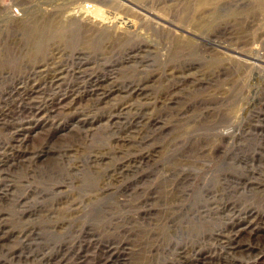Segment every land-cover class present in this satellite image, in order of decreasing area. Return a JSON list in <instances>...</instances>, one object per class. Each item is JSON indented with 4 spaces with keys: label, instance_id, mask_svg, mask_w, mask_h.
Here are the masks:
<instances>
[{
    "label": "rangeland",
    "instance_id": "1",
    "mask_svg": "<svg viewBox=\"0 0 264 264\" xmlns=\"http://www.w3.org/2000/svg\"><path fill=\"white\" fill-rule=\"evenodd\" d=\"M0 6V264H264V0Z\"/></svg>",
    "mask_w": 264,
    "mask_h": 264
},
{
    "label": "bare ground",
    "instance_id": "2",
    "mask_svg": "<svg viewBox=\"0 0 264 264\" xmlns=\"http://www.w3.org/2000/svg\"><path fill=\"white\" fill-rule=\"evenodd\" d=\"M99 1H101V0H99ZM103 3V2H102ZM120 3V2H119ZM86 5V4H85ZM1 7V6H0ZM85 7H87V6H85ZM94 8H95V10H92L93 11V13H94V15H95V17L97 18V20H98V18H100L101 20H104V19H106L105 17H104V12H103V10H102V8L101 7H97V6H93ZM90 8V7H89ZM88 9V8H87ZM139 9V8H138ZM90 11V10H89ZM92 11H90V12H92ZM3 12V11H2ZM87 12V11H86ZM4 13V12H3ZM89 14V13H88ZM9 16V15H8ZM95 19V18H94ZM109 20V19H108ZM36 24V23H35ZM43 24V23H42ZM55 24V23H54ZM38 25V24H37ZM46 26V25H45ZM42 27H43V25H42ZM54 27V26H53ZM51 29V28H50ZM49 29V30H50ZM43 30V29H42ZM45 30H46V28H45ZM48 30V31H49ZM63 33V32H62ZM37 35V34H36ZM32 36V35H31ZM38 36V35H37ZM33 37H35V36H33ZM39 37H41V36H39ZM45 40V39H44ZM36 41V40H35ZM103 43V42H102ZM84 44V43H83ZM115 44V43H114ZM10 49V48H9ZM8 51V50H7ZM82 52V51H81ZM8 53V52H7ZM82 53H84V52H82ZM81 53V54H82ZM14 54V53H13ZM7 56H8V54H7ZM79 58V57H78ZM8 61V60H7ZM4 62V61H3ZM6 62V61H5ZM46 69V68H45ZM54 69V68H53ZM64 69V68H63ZM43 71V70H42ZM50 71V70H49ZM63 71H61V70H59V69H54L53 71H51V72H45L44 71V75H45V77L46 76H50V78H51V84L54 86V87H58L59 85H62L64 82H65V79H64V75H63ZM76 73V72H75ZM66 74V73H65ZM41 75V74H40ZM86 75V74H85ZM84 75V76H85ZM96 75V74H95ZM39 77V76H38ZM37 77V78H38ZM43 77V76H42ZM66 77H68V75H66ZM91 77V76H90ZM111 77V76H110ZM113 77V76H112ZM44 78H41V80H43ZM91 79V78H90ZM89 79V80H90ZM96 79H98V78H96ZM40 80V81H41ZM63 80H64V82H63ZM94 80V79H93ZM36 81V80H35ZM40 81H38V83H40ZM103 81V80H102ZM102 81H97L95 84H94V87H95V91L97 92V91H99L102 87H101V85H104L103 83H102ZM45 83H46V81H44ZM90 82V81H89ZM26 83V82H25ZM44 83V84H45ZM33 84V83H32ZM40 84H42V83H40ZM114 84H115V82H114ZM111 85H113L112 83H111ZM107 87V86H106ZM23 88V92H24V94H31V95H33V94H35V93H38V90L41 88L40 86H37V84L35 85V84H33V85H31V86H24V87H22ZM78 88V87H77ZM69 89V88H68ZM42 90V89H41ZM54 90V89H53ZM106 90V89H105ZM112 90H114V89H112ZM40 91V90H39ZM77 91L78 90H74V89H70V90H67L66 91V93L65 94H63L62 96V98L60 99V101L58 100L57 102H50V104L49 105H47V106H49V107H47V106H45V107H40V106H38L36 109H35V115L36 116H40L41 114H43V115H47V113H50L51 111H53V110H55V109H60L61 110V108L63 107V106H65V103H63V102H65L66 101V99H68V98H70V97H73V99H70V100H68L67 102H72V101H74L75 99H76V93H77ZM45 92V91H44ZM105 92V91H104ZM63 93V92H62ZM83 93V92H82ZM93 93V92H92ZM111 93V92H110ZM59 94V93H58ZM58 94H57V96H58ZM22 95V94H21ZM83 95V94H82ZM108 95V94H107ZM80 96H81V94H80ZM105 96V95H104ZM81 98V97H80ZM107 98V97H106ZM32 101V100H31ZM25 102V101H24ZM44 103V102H43ZM74 103V102H73ZM41 105V104H40ZM31 107V106H30ZM115 107V106H114ZM125 108V107H124ZM114 109V108H113ZM116 109V108H115ZM72 111V110H71ZM77 112V111H76ZM124 113V112H123ZM79 114H80V112H79ZM122 114V113H121ZM28 115V114H27ZM29 115H30V113H29ZM31 116V115H30ZM56 116V115H55ZM80 116V115H79ZM48 117V116H47ZM53 117V116H52ZM112 117H113V115H112ZM115 117V116H114ZM31 118V117H30ZM87 118H89V117H87ZM93 118V117H92ZM33 119H34V117H33ZM55 119V118H54ZM86 119V118H85ZM27 120V119H26ZM25 120V121H26ZM32 120V119H31ZM47 120H49V119H47ZM112 120V119H111ZM29 122V121H28ZM39 122V121H38ZM116 122V121H115ZM22 122H20L19 124H21ZM86 123V122H85ZM18 124V125H19ZM30 124V123H29ZM43 124V123H42ZM58 124V123H57ZM81 124V123H80ZM35 125H36V123H35ZM56 125V124H55ZM54 125V126H55ZM84 125V124H83ZM111 125V124H110ZM37 126V125H36ZM113 126V125H112ZM34 127V126H33ZM35 128V127H34ZM52 128V127H51ZM23 129V128H22ZM16 131H18V130H16ZM32 131V130H31ZM94 133V132H93ZM16 136V135H15ZM25 139V138H24ZM19 140V139H18ZM100 157V156H99ZM103 158L105 157V156H102ZM100 164V163H99Z\"/></svg>",
    "mask_w": 264,
    "mask_h": 264
}]
</instances>
